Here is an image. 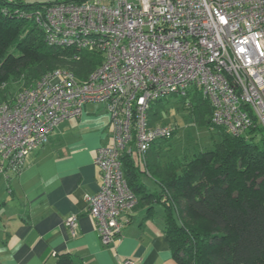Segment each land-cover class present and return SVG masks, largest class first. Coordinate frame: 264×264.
<instances>
[{"label":"built area","instance_id":"built-area-1","mask_svg":"<svg viewBox=\"0 0 264 264\" xmlns=\"http://www.w3.org/2000/svg\"><path fill=\"white\" fill-rule=\"evenodd\" d=\"M31 16L47 44L97 50L102 58L84 79L57 68L0 103V159L20 171L56 126L88 102L103 103L112 143L97 151L101 186L86 201L105 245L138 203L122 155H144L176 131L149 123L154 101L196 89L210 102L214 125L233 135L264 130V0H62ZM76 221L67 223L74 229Z\"/></svg>","mask_w":264,"mask_h":264},{"label":"trees","instance_id":"trees-1","mask_svg":"<svg viewBox=\"0 0 264 264\" xmlns=\"http://www.w3.org/2000/svg\"><path fill=\"white\" fill-rule=\"evenodd\" d=\"M42 4L0 0V103L13 98L15 83L31 87L57 68L84 79L101 62L97 50L47 44L31 16ZM190 91L184 103L197 122L217 128L218 140L211 149H185L180 156L164 154L170 138L153 142L144 155L136 152L141 161L125 152L123 170L138 196L134 209L145 206L152 216L162 206V228L177 264H264V130L230 134L212 123V106L201 91ZM169 97L151 104V125L163 118ZM56 264L85 263L66 252Z\"/></svg>","mask_w":264,"mask_h":264},{"label":"crops","instance_id":"crops-1","mask_svg":"<svg viewBox=\"0 0 264 264\" xmlns=\"http://www.w3.org/2000/svg\"><path fill=\"white\" fill-rule=\"evenodd\" d=\"M56 1L62 0L38 3ZM111 143L106 106L88 102L79 116L55 127L20 171L0 159V264H56L66 252L85 264H177L162 228V206L152 216L145 206L134 209L115 242L102 243L86 195L101 186L95 157ZM73 215L74 229L67 223Z\"/></svg>","mask_w":264,"mask_h":264},{"label":"rangeland","instance_id":"rangeland-1","mask_svg":"<svg viewBox=\"0 0 264 264\" xmlns=\"http://www.w3.org/2000/svg\"><path fill=\"white\" fill-rule=\"evenodd\" d=\"M50 1L51 0H32L31 3ZM20 87L21 85L18 83L10 86L12 92L11 98L21 89ZM192 94L193 92L190 91L189 95H187V100L190 99ZM187 102L184 103L180 95H171L167 100L168 107L165 108L166 113L158 123L173 125L176 131L170 139L164 141V144H169L171 147V150L167 152L164 151L166 152L164 154L180 156L185 149L191 151L211 149L218 140L215 134L217 128H210L207 125H201L197 122L190 113V108L192 107L188 106ZM134 153V156L139 160V155L136 151H134ZM146 179L149 183H152L150 178Z\"/></svg>","mask_w":264,"mask_h":264}]
</instances>
